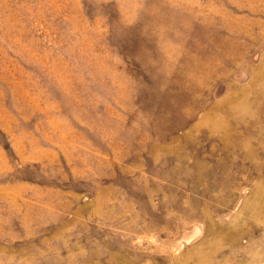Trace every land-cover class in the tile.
I'll return each mask as SVG.
<instances>
[{
    "label": "rangeland",
    "instance_id": "obj_1",
    "mask_svg": "<svg viewBox=\"0 0 264 264\" xmlns=\"http://www.w3.org/2000/svg\"><path fill=\"white\" fill-rule=\"evenodd\" d=\"M0 264H264V0H0Z\"/></svg>",
    "mask_w": 264,
    "mask_h": 264
}]
</instances>
